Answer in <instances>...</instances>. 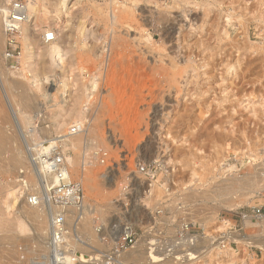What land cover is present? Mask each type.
<instances>
[{
    "label": "rangeland",
    "instance_id": "1",
    "mask_svg": "<svg viewBox=\"0 0 264 264\" xmlns=\"http://www.w3.org/2000/svg\"><path fill=\"white\" fill-rule=\"evenodd\" d=\"M20 1L35 4L36 11L22 24L29 28L21 30L15 70L5 64L0 24V131L10 141L0 155V213L20 216L29 230L0 237V264L42 262L45 249L39 244L46 240L33 234L19 211L38 187L28 183L36 175L32 156L53 144L70 158V178L82 186L85 202L102 209L93 213L91 235H85L99 251L108 246L98 240L95 226L119 211L129 185L134 229L143 238L150 213L160 207L166 222L158 229L166 238H140L126 251L139 246L171 264L168 250L182 254L198 248L208 254L193 264H264V221L237 231L236 217L264 203V179L253 188L256 194H229L231 207L213 191L222 176L255 180L264 173V0ZM50 31L54 39L47 42L44 34ZM51 45L59 48L60 59L49 51ZM20 92H27L29 104ZM79 122L91 127L92 143L85 132H71ZM74 136L81 144L71 148ZM9 149L17 150V165L9 161ZM138 162L155 166L154 180H141L142 187L134 182L140 177ZM150 183L156 185L152 197L142 200ZM12 185L21 193L10 208L11 198L4 197ZM173 218L194 222L192 236H174L168 223ZM223 221L236 244L220 249L207 236L221 230Z\"/></svg>",
    "mask_w": 264,
    "mask_h": 264
},
{
    "label": "built area",
    "instance_id": "2",
    "mask_svg": "<svg viewBox=\"0 0 264 264\" xmlns=\"http://www.w3.org/2000/svg\"><path fill=\"white\" fill-rule=\"evenodd\" d=\"M26 13L27 10L24 2L20 0H9L3 30L5 38L4 60L5 64L13 70L16 69L21 59L19 36L22 33V24L26 20ZM44 40L47 42L53 40L51 31L44 34ZM71 132L79 133L80 127L78 125L73 126ZM41 151L32 156L35 173L38 176V187L34 192L28 194V202L35 206L42 204L47 208L55 207L58 209L57 212H51L48 208L49 235L46 241L48 264H85L78 260L77 252L69 243L71 233L73 238L78 240L81 238L76 233V227L78 225L76 226L74 224L72 230L70 229L71 226L68 227L66 214V211L69 213L71 210L82 208L84 201L83 188L78 182L73 181L69 177L66 158L64 153L59 149L58 144H53L47 150ZM105 155V153L102 154L100 159L101 163H104ZM40 165L45 167V175H42L38 170V166ZM154 168V165L148 167L138 162L136 164V171L140 177H137L134 182L142 187L141 180H154ZM129 191H134V187L132 188L126 185L122 194L124 199L118 202L120 204L119 211L109 217V222L98 223L95 226V231L98 234L100 242L108 246L107 249L98 251L97 254L106 259V262L113 261L120 252L131 247L141 237L137 230L134 229L131 220L130 200L127 199ZM262 199L264 200V194L262 195ZM236 217L240 222L237 231L243 229L241 227L242 224H253V221L264 220V203L238 211ZM161 222L165 223L166 221L163 218V208L159 207V209L150 213V222L149 225H145L148 229L142 233L143 238L148 242L166 238L163 230L158 229L159 223ZM168 223L173 226L174 236L178 238L192 236L191 230L195 226L194 222L186 219L173 218ZM155 226H157V229H155ZM155 232L158 233L156 234ZM214 232V234L207 237L213 243H218L220 249H223L224 245L231 246V244H236L234 241H229L228 230L220 231L216 228ZM148 246L152 252L157 253L155 251V243H149ZM168 251V257H172L169 259L172 262L171 264H188L185 262V259L188 258L189 251L183 252L182 254H175L179 252L178 250L173 251L170 249Z\"/></svg>",
    "mask_w": 264,
    "mask_h": 264
},
{
    "label": "bare ground",
    "instance_id": "3",
    "mask_svg": "<svg viewBox=\"0 0 264 264\" xmlns=\"http://www.w3.org/2000/svg\"><path fill=\"white\" fill-rule=\"evenodd\" d=\"M7 1V0H6ZM7 4L5 3V0H0V24L1 22L2 23H5V20H6V15H7ZM35 4L33 3H28V5H25L26 6V10H27V13H26V20L25 21H29V19L32 17V15L35 13L36 9H35ZM34 16V15H33ZM4 21V22H3ZM28 28L27 25L25 24V26L23 28H21V30L23 32H27L28 31ZM48 33V32H47ZM52 35H53V39H54V34L52 32ZM49 51L51 53H54V55L60 59L61 56H62V53L60 52L59 48L56 47L55 45H51L49 47ZM92 87H94V83H92ZM27 93V92H26ZM25 92H20V96H21V101L23 100V102H25L26 104L28 103V101L30 102L29 98L30 97L28 94H26ZM28 95V96H27ZM9 104V103H8ZM7 104V105H8ZM29 104V103H28ZM25 104L23 103V106ZM10 106V105H9ZM26 106V105H25ZM29 107V105H28ZM27 107V108H28ZM11 108V107H10ZM26 109V107H25ZM24 108L22 110H25ZM17 110V109H16ZM15 110V111H16ZM19 110V109H18ZM20 111V114L21 112L23 111ZM14 112V110H13ZM16 114H17V111H16ZM19 112H18V115H19V119L21 118H24L26 120L25 117H22V115L20 116ZM17 115V116H18ZM16 116V115H15ZM16 116V117H17ZM28 117V116H27ZM17 120H19L18 118H16ZM15 119V120H16ZM23 120V119H22ZM21 121V120H20ZM80 121V120H79ZM19 122V121H18ZM22 122V121H21ZM23 123V122H22ZM79 127H80V132L75 135V136H86L87 137V142L89 143H92L93 139H92V136H89V133H90V128L88 125V127H85V128H82L81 126V122H79V124H77ZM25 130V129H24ZM25 132L27 135L28 133L26 131H23ZM85 132L84 135H82L83 133ZM33 133V132H32ZM73 133V132H72ZM26 135V136H27ZM31 135V134H29ZM25 136V135H24ZM25 136V137H26ZM74 136V137H75ZM32 137V136H31ZM30 137V138H31ZM28 138V136L26 137ZM73 138V137H72ZM77 138V137H75ZM3 139V140H2ZM29 139V138H28ZM81 139L80 137H78L77 139H74V141H70V146L71 148H75L76 146H78V144H81ZM10 141H8V137L6 136L5 133H3L2 131H0V155H3L6 153V150L9 148V143ZM31 142V141H30ZM32 143V142H31ZM31 143H28L29 145ZM68 145V146H69ZM43 147H48L50 146L49 143L45 144V145H42ZM64 146H67V145H64ZM68 148V147H66ZM48 149V148H47ZM45 149V150H47ZM74 150V149H73ZM33 151V150H32ZM35 151V150H34ZM17 152V150H16ZM14 150H10L9 149V161H11L14 165H17L21 160H19L20 157H18L19 154H17ZM36 155V154H34ZM65 156V154H64ZM66 162H67V166H68V175L69 177H71L70 175V172H69V165H68V161H70V158L66 157ZM32 162V161H31ZM32 164V163H31ZM32 167V166H31ZM45 167H43V165H40L38 166V170L40 171V173H42V175H45L44 174V169ZM34 169V168H33ZM264 173H260L259 175H257V179L253 180V178H239V177H236V176H233V177H221L219 179V182L218 184L216 185L215 189L213 190L215 192V195L216 196H220V198H218V200H220V202L226 206H233L235 204H233L231 201H230V198L228 197L229 194H234L235 192H242L243 195H246V196H249L250 194H252L253 192L255 193V191L257 190V188L259 186H257V184L259 183L260 180H263L264 179V175H262ZM37 175V174H36ZM36 175L34 178H32L28 183L29 185L31 186V188H33L32 186H36L38 184V176L36 178ZM40 175V174H39ZM31 178V177H30ZM37 180V181H36ZM108 180L111 181L112 180V176L108 177ZM26 181V180H25ZM23 182V181H22ZM147 182H151V181H147ZM27 183V182H26ZM14 185V184H13ZM12 185V186H13ZM15 185H18V184H15ZM23 186V183L20 184V186ZM153 186H156L154 183H150V185L148 186V188H150L149 190H145V194H146V197H142L143 199L142 200H145L146 198L149 199V196L152 197L151 193H152V189H153ZM11 187V186H9ZM256 187V190L253 191V188ZM22 188V187H20ZM19 188V189H20ZM36 188V187H34ZM37 189V188H36ZM35 189V190H36ZM23 190H24V187H23ZM31 190V189H30ZM34 190V189H33ZM6 191H7V195L4 197L6 198L8 195V197H10L11 199L9 200L10 202L8 203L7 206H10L11 207H14L15 204H17V200H18V195L21 193V189H20V192L17 190L14 189V186L12 188H6ZM5 192V191H4ZM31 192H34V191H31ZM30 192V193H31ZM6 193V192H5ZM144 194V195H145ZM256 194V193H255ZM25 195V194H24ZM27 195V193H26ZM20 196V195H19ZM141 196L140 195H135V197H139ZM24 198V197H23ZM26 203L25 205L21 206V210L19 211L21 213V215H25V217H27L30 222L32 223L33 225V231L37 238H40L41 239V242L42 240H46L48 239V235H49V224H48V228L44 226V223H45V220H47V218H49V213H48V208L46 206H43L42 204L41 205H31L29 202H28V196L26 197ZM240 204H236V206ZM238 207V206H237ZM139 208V207H138ZM137 208V209H138ZM136 209V210H137ZM0 210H1V206H0ZM49 210L51 212H57L58 209H56L55 207H50ZM1 212V211H0ZM94 212H98V213H102V209H98L97 207L95 206H91L89 203H86L85 202V199L83 201V205H82V208L81 209H76V210H71L69 213H67L66 211V214H67V225L69 223V221H71L70 219L72 217H74L75 219L73 220V224L71 226V230H72V227H74V224L77 226L76 227V233L78 234V236L81 238L80 240L76 239V238H73V235L71 233V238H69V243L71 246H73L74 250L77 252V257H78V260L82 263H86V264H165L166 261H160L159 257L156 256V255H153L151 252L148 251V249H139V246L138 248H136V246L133 247V249L129 250V251H126V249L124 250V252H121L119 253V255L111 262H106V259H104L102 256L100 257L98 254L97 251H99L97 248H95L97 245H95V247L93 246V243H96L95 242H92L91 239H87L85 235H91L90 234V231L92 230L90 227H89V223H91L92 221V217H93V213ZM264 220H261V221H256L255 223H259V222H262ZM228 223L223 221L219 226H218V229L220 228L221 230L220 231H224V230H227L228 228H226V226L228 227L227 225ZM69 227V226H68ZM0 230L2 232H5L3 235H1V239H4V238H8L10 239L9 235L7 234L8 231H13V235H16L17 233H25L26 231H28L29 229L27 228V226L25 225V223L23 222V220L20 218V216H16V217H13V218H7V217H3L0 213ZM0 231V232H1ZM261 239L263 241V245L264 246V226L263 228L261 227ZM93 234L95 233H92V236H94ZM230 234V233H229ZM232 234V233H231ZM82 235L84 237H82ZM97 235V234H96ZM98 236V235H97ZM143 236V235H142ZM230 237V236H229ZM141 238V237H140ZM142 239H145V238H141ZM242 240L246 241L248 238H241ZM94 240V239H92ZM97 240V239H96ZM99 240V238H98ZM6 241V240H5ZM43 241V242H44ZM41 244V243H40ZM39 246L44 247V254H40V256L42 257L39 262L42 260V262L40 264H48V261H47V246H46V242L43 243V246L42 244ZM38 246V245H37ZM38 246V247H39ZM81 246V247H80ZM219 244L216 245V248L218 247L219 248ZM224 247V246H223ZM43 251V250H42ZM230 252L228 251V254ZM205 254H208L207 252H204V250L202 251H199L198 248H195L193 249L192 252H189L188 253V258L185 259V262H187L188 264H193V260L194 259H199V258H203L205 257L204 255ZM39 255V254H38ZM37 255V256H38ZM230 255V254H229ZM231 256V255H230ZM187 257V256H185ZM253 257V256H252ZM38 260H35L36 263H38L37 261ZM188 260V261H187ZM225 260V259H224ZM253 260V259H252ZM227 261V260H226ZM32 262V261H31ZM190 262V263H189ZM192 262V263H191ZM34 264V263H33Z\"/></svg>",
    "mask_w": 264,
    "mask_h": 264
}]
</instances>
